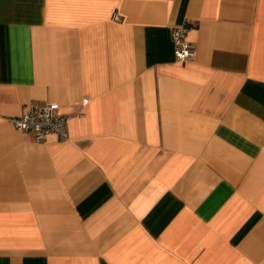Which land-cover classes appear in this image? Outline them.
Instances as JSON below:
<instances>
[{"label": "crops", "instance_id": "0c3cea01", "mask_svg": "<svg viewBox=\"0 0 264 264\" xmlns=\"http://www.w3.org/2000/svg\"><path fill=\"white\" fill-rule=\"evenodd\" d=\"M0 264H264V0H0Z\"/></svg>", "mask_w": 264, "mask_h": 264}, {"label": "built area", "instance_id": "2783aa9c", "mask_svg": "<svg viewBox=\"0 0 264 264\" xmlns=\"http://www.w3.org/2000/svg\"><path fill=\"white\" fill-rule=\"evenodd\" d=\"M113 19L120 20L117 10L113 13ZM190 20L185 19L171 31L173 52L180 61L192 59L194 44L187 40V32ZM22 112L16 117H11V123L23 131L32 133L38 141H44L48 135L55 134L60 140L69 137L68 117L60 114L57 103L48 102L44 105L37 102H29L23 105Z\"/></svg>", "mask_w": 264, "mask_h": 264}]
</instances>
